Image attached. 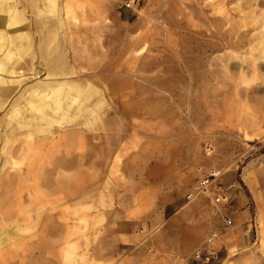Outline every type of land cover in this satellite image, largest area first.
<instances>
[{
	"label": "rangeland",
	"instance_id": "1",
	"mask_svg": "<svg viewBox=\"0 0 264 264\" xmlns=\"http://www.w3.org/2000/svg\"><path fill=\"white\" fill-rule=\"evenodd\" d=\"M0 3L29 33L2 59L3 127L29 87L93 90L31 142L11 130L20 165L0 125V226H22L0 264H194L212 233L215 264H264V0Z\"/></svg>",
	"mask_w": 264,
	"mask_h": 264
},
{
	"label": "bare ground",
	"instance_id": "2",
	"mask_svg": "<svg viewBox=\"0 0 264 264\" xmlns=\"http://www.w3.org/2000/svg\"><path fill=\"white\" fill-rule=\"evenodd\" d=\"M45 4H46L45 7L52 10L51 14L55 13V11L57 10L56 0H45ZM34 8L36 9V11H34L35 12L34 14L42 12V8H40L38 5H35ZM14 12H16V3H13L12 5L8 6L7 10L6 9L2 10V5L0 3V14L2 15L6 14L11 18L10 21L11 23L5 22L6 25L3 24L4 28L2 27L3 29L0 30V77H2L3 74H9V73H13L17 77L18 72L17 71L15 72L14 68H10V69L5 68L4 63L2 61V59H11L14 56L15 51H18V47H16V43L22 40V52H25L29 48V47L27 48L26 45V41L29 39L28 37L29 33H27L26 27L23 24H22V34L13 37L12 35H8L4 32L6 28H12L13 26L17 27L19 25V23L16 22L15 19L16 15H14L16 13ZM13 49L15 51H13ZM23 76L24 74L22 72V77ZM33 77L36 78L37 74L34 73ZM16 81L19 82V79L16 78ZM24 81L25 80L22 79V83ZM90 88L91 87L85 89L84 87H81L75 83L71 84L67 82H60L51 85L49 83L42 82L40 84H37L35 86L26 89L24 93L27 95V97L24 99V105H23L24 107H26V110H24V107H22L21 109L16 105H13L11 106L10 111L8 113V121L6 126L3 127L1 125L2 122L0 119V125L2 126L1 129L4 128L3 134L5 138L4 145L1 148V153H3V155L5 156L4 166H6L7 164L11 166H17L21 164L19 162L10 164L9 161L12 160L13 152L11 150L6 149L7 147L6 140L9 134H11L12 131H15L13 130L14 128L15 129L16 127L22 128V133L16 134L18 137L22 136V139L27 140V142L33 141L34 135H32V133H29L27 129L40 128L43 127L44 125L47 126L52 124L55 115H57L58 113H61L62 116L66 115L65 112L67 111L69 112L70 109L74 107V105H76V108L80 110L83 107L81 105L88 100L89 91L92 90V88L91 89ZM94 93H99V92L95 90ZM1 131L2 130H0V134L2 133ZM24 145L25 143L22 142V146ZM21 230H22V226L16 221H13L11 224L6 226L3 225L0 226V253L5 249V247H7L9 242L14 240L19 235V232ZM2 261H7V260L2 259Z\"/></svg>",
	"mask_w": 264,
	"mask_h": 264
},
{
	"label": "built area",
	"instance_id": "3",
	"mask_svg": "<svg viewBox=\"0 0 264 264\" xmlns=\"http://www.w3.org/2000/svg\"><path fill=\"white\" fill-rule=\"evenodd\" d=\"M208 183V179L201 181L198 185V191L205 193ZM218 201L219 199L216 198V202ZM215 239H217V235L212 233L200 247L193 251L192 261L194 264H215L218 261V251L214 247Z\"/></svg>",
	"mask_w": 264,
	"mask_h": 264
},
{
	"label": "crops",
	"instance_id": "4",
	"mask_svg": "<svg viewBox=\"0 0 264 264\" xmlns=\"http://www.w3.org/2000/svg\"><path fill=\"white\" fill-rule=\"evenodd\" d=\"M246 214H247V211L244 210V211L242 212V215L245 216ZM243 244H244L245 246H247L248 244L250 245L249 242H244ZM248 248H249V247H248ZM237 255H238V254H237ZM237 255H236V256H237ZM240 260H241L240 258H236L234 261H235V262H240Z\"/></svg>",
	"mask_w": 264,
	"mask_h": 264
}]
</instances>
